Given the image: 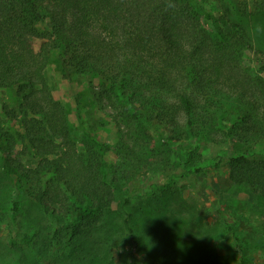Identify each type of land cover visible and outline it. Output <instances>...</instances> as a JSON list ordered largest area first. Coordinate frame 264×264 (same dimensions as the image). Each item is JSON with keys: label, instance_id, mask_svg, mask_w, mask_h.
I'll return each mask as SVG.
<instances>
[{"label": "trees", "instance_id": "trees-1", "mask_svg": "<svg viewBox=\"0 0 264 264\" xmlns=\"http://www.w3.org/2000/svg\"><path fill=\"white\" fill-rule=\"evenodd\" d=\"M227 1L230 9L215 16L196 0H0V89L16 88L19 104V112L5 106L7 121L0 119V181L9 182L7 194L0 193V230L9 231L10 248L32 251L40 263L46 250L52 260L85 247L93 255L119 238L135 246L130 264H143L135 252L148 245L128 210L148 193L127 187L122 211L113 217L120 190L115 167L99 141L88 138L81 149L73 139L66 109L46 77L53 53L67 76L95 75L104 85L102 98L106 93L125 103L142 145L147 130L164 126L186 137L219 134L246 145L198 167L189 165L194 154L187 150L186 160L177 158L183 173L173 174L160 192L175 196L178 180L225 164L231 182L264 199V78L244 64L252 45L240 19L250 6ZM259 2L253 10L264 13ZM19 117L31 166L15 156V137L6 128ZM21 191L38 221L49 224L45 234L34 221L20 232L27 217L17 199ZM236 240L240 264L251 263L246 243ZM161 255L160 264H178L168 251Z\"/></svg>", "mask_w": 264, "mask_h": 264}, {"label": "rangeland", "instance_id": "rangeland-1", "mask_svg": "<svg viewBox=\"0 0 264 264\" xmlns=\"http://www.w3.org/2000/svg\"><path fill=\"white\" fill-rule=\"evenodd\" d=\"M196 1L215 16L230 9L227 0ZM233 1L237 3L239 0ZM259 1L264 2L247 0L250 11L242 16L240 22L252 45V49L244 53V64L251 68L253 74L264 78V13L253 10ZM67 75L58 56L53 53L46 77L55 98L66 109L73 139L81 149L88 138L96 139L105 148V158L115 167L120 190L118 202L112 208L113 217L118 218L122 211L127 187L136 189L138 194L148 193L144 195L145 199H135L128 206L135 218L137 231L148 242L147 248L135 252L136 260L143 264H160V259L164 260L161 251H168L172 254L170 259L178 264H240L236 240L239 238L246 243V254L252 259L248 264H264V199L251 193L247 187L231 182L228 166L222 164L220 169H210L208 173L178 180L173 190L175 196L160 192L173 174L183 173L184 167L180 166L177 158L181 156L186 160L187 150L194 154L189 165L198 167L212 163L223 154L231 155L245 149L243 142L224 139L219 134L200 140L164 126L159 132L147 130V143L142 145L138 141L136 124L124 111L125 103L110 99L106 93L102 98L104 85L97 76ZM5 106L19 112L16 88L0 89V119L4 122L7 121ZM227 113L233 112L227 110ZM7 127L15 137L11 141L15 156L24 165L31 166L35 160L33 154L24 152L26 143L22 140L21 118L8 121ZM1 176L0 161V179ZM8 183L7 179L0 181L1 195L7 194ZM154 191L157 192L155 197L146 198ZM17 196L23 207V216L27 215L20 232L28 231L33 225L31 221H34L45 234L49 225L47 221H38L34 216L31 201L24 192ZM10 200V197L3 198L5 207L10 206ZM180 202L186 204L185 208L178 207ZM171 203L174 209H171ZM9 236V231L3 226L0 230V264H130L135 251L134 244L127 239L120 243L119 238H114L107 245L99 246L98 253L93 255L85 247L77 254L69 250L65 257L56 254L52 260V254L46 250L45 258L38 263L32 251L10 248Z\"/></svg>", "mask_w": 264, "mask_h": 264}]
</instances>
